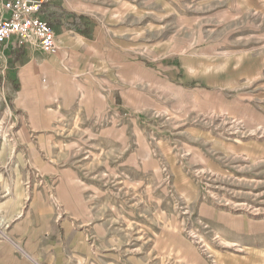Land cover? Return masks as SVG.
I'll use <instances>...</instances> for the list:
<instances>
[{"label":"rangeland","instance_id":"rangeland-1","mask_svg":"<svg viewBox=\"0 0 264 264\" xmlns=\"http://www.w3.org/2000/svg\"><path fill=\"white\" fill-rule=\"evenodd\" d=\"M57 1L119 40L135 77L112 76L121 125L65 118L33 152L0 83V264H79L82 232L103 247L88 263L264 264V2ZM42 189L77 194L90 222H43Z\"/></svg>","mask_w":264,"mask_h":264},{"label":"crops","instance_id":"crops-1","mask_svg":"<svg viewBox=\"0 0 264 264\" xmlns=\"http://www.w3.org/2000/svg\"><path fill=\"white\" fill-rule=\"evenodd\" d=\"M3 2L0 0V19L8 16ZM40 16L53 25L57 52H44L34 41L22 46L0 43V83L7 87L6 94L10 95L17 111L15 118L21 128L19 139L32 152L40 144L43 146L56 139L57 130L53 127H60L65 118L84 119L94 125L104 121L111 126L121 125L122 106H115L111 100L112 76H118L120 68L127 65L129 75L135 77V56L128 49L121 51L119 40L98 31L88 14L57 0H44ZM14 154L16 159L21 155L16 150ZM41 154L39 158H43ZM34 197L42 199L43 205L48 207L43 222L60 221L54 218L52 207L63 208L67 215L72 214L70 216L83 223L90 222L87 218L84 220L85 216L75 214L74 208L82 202L77 194L59 195L55 199L42 189L35 191ZM78 247L75 252L81 251L83 260L79 264H104L88 263L103 248L99 236L90 243L87 232H82Z\"/></svg>","mask_w":264,"mask_h":264},{"label":"built area","instance_id":"built-area-1","mask_svg":"<svg viewBox=\"0 0 264 264\" xmlns=\"http://www.w3.org/2000/svg\"><path fill=\"white\" fill-rule=\"evenodd\" d=\"M44 0H4L7 17L0 19V43L25 45L37 42L47 53H55L58 44L50 21L40 16Z\"/></svg>","mask_w":264,"mask_h":264},{"label":"bare ground","instance_id":"bare-ground-1","mask_svg":"<svg viewBox=\"0 0 264 264\" xmlns=\"http://www.w3.org/2000/svg\"><path fill=\"white\" fill-rule=\"evenodd\" d=\"M2 128V127H1Z\"/></svg>","mask_w":264,"mask_h":264}]
</instances>
